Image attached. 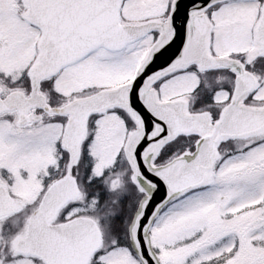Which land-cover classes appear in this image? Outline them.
<instances>
[{
    "label": "snow or ice",
    "instance_id": "6c2138e0",
    "mask_svg": "<svg viewBox=\"0 0 264 264\" xmlns=\"http://www.w3.org/2000/svg\"><path fill=\"white\" fill-rule=\"evenodd\" d=\"M0 264H264V0H0Z\"/></svg>",
    "mask_w": 264,
    "mask_h": 264
}]
</instances>
